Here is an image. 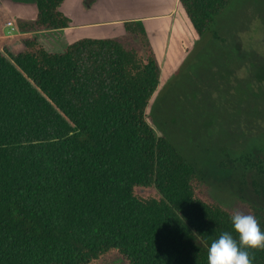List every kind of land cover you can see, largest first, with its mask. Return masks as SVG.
Instances as JSON below:
<instances>
[{"label": "trees", "instance_id": "trees-1", "mask_svg": "<svg viewBox=\"0 0 264 264\" xmlns=\"http://www.w3.org/2000/svg\"><path fill=\"white\" fill-rule=\"evenodd\" d=\"M66 0H36L22 34L68 28ZM234 0H179L192 44ZM0 45V264H207L233 211L147 109L161 68L142 21L125 35L51 53L36 38ZM249 165L264 174V155ZM264 230V209L249 205ZM264 264V250H249Z\"/></svg>", "mask_w": 264, "mask_h": 264}, {"label": "rangeland", "instance_id": "rangeland-1", "mask_svg": "<svg viewBox=\"0 0 264 264\" xmlns=\"http://www.w3.org/2000/svg\"><path fill=\"white\" fill-rule=\"evenodd\" d=\"M181 66L162 62L147 115L233 212L264 209V174L247 160L264 155V0H234L189 45ZM98 264H127L113 254Z\"/></svg>", "mask_w": 264, "mask_h": 264}, {"label": "crops", "instance_id": "crops-1", "mask_svg": "<svg viewBox=\"0 0 264 264\" xmlns=\"http://www.w3.org/2000/svg\"><path fill=\"white\" fill-rule=\"evenodd\" d=\"M179 0H66L60 11L70 19L68 28L22 34L17 19L34 20L36 0H0V45L12 53L24 50L23 41L36 38L51 53H62L69 45L84 39H107L125 35V23L142 21L160 68L168 61L172 71L185 59L191 41L178 10ZM13 23L16 30L8 26Z\"/></svg>", "mask_w": 264, "mask_h": 264}, {"label": "clouds", "instance_id": "clouds-1", "mask_svg": "<svg viewBox=\"0 0 264 264\" xmlns=\"http://www.w3.org/2000/svg\"><path fill=\"white\" fill-rule=\"evenodd\" d=\"M235 236L223 232L207 249V264H252L249 250H264V230L251 214L239 211L231 216Z\"/></svg>", "mask_w": 264, "mask_h": 264}, {"label": "built area", "instance_id": "built-area-1", "mask_svg": "<svg viewBox=\"0 0 264 264\" xmlns=\"http://www.w3.org/2000/svg\"><path fill=\"white\" fill-rule=\"evenodd\" d=\"M8 26L12 28V31L16 30L15 25L13 23H8Z\"/></svg>", "mask_w": 264, "mask_h": 264}]
</instances>
